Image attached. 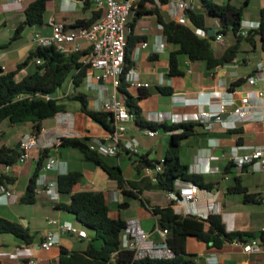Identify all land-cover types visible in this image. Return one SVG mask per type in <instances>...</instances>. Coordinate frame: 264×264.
<instances>
[{"label": "crops", "instance_id": "crops-1", "mask_svg": "<svg viewBox=\"0 0 264 264\" xmlns=\"http://www.w3.org/2000/svg\"><path fill=\"white\" fill-rule=\"evenodd\" d=\"M64 1L69 4L73 3V5L76 2L80 7L83 5L80 0H59L58 7L49 14L47 21L43 20V24L38 26L39 31L48 34V25L51 19L74 24L76 19L89 16L90 10H82L81 14L78 11L73 13L75 11L73 7L72 9L66 7L65 4L63 5ZM19 7L20 5L12 0H0V26H5L7 23L5 12L14 11ZM197 7L200 8L198 3ZM261 7H264V0H260ZM160 9L165 17L171 19L165 5H162ZM133 15L132 13V18ZM23 19L24 14L14 22L13 29ZM139 19H144V22L138 23L137 26L134 24L132 34L143 35L144 41L148 44L145 48H141L138 46L140 41L136 43L131 54L132 66L129 71L139 82L147 83L148 86L136 87L127 82L126 89L135 99L144 119L167 125L177 124V122L172 121V117L175 115L190 117L199 109H216L221 101L238 103L240 98L245 95H249L251 100V106L243 120H237L235 116L228 113L222 115L226 121H236L235 128L226 129L214 118L204 122L193 119L178 122L197 123L193 133L180 140L179 157L180 161L186 164L191 172L202 173L206 182H212L211 189L200 192L197 201L186 202L182 200V195L188 190L190 184L176 180L174 192L178 197L177 200L167 197L165 191L148 189L146 186H142V197L147 199L150 205H171L176 213L182 215L193 214L204 217L208 213H218L228 231L258 233L264 230V171L251 164L238 167L229 162V156L233 152L242 154L254 147L264 145V95L259 97L256 93L259 90H264V51L261 49L260 43L257 44V36H254L253 39L254 48L249 42L243 41L241 52L236 57L223 62L213 70H206L202 61H190L185 55H180L179 68L182 73L177 76H169V53L176 47L166 42L161 27L157 24L154 16L144 15ZM252 21L258 20L243 17L242 23L247 25ZM211 27L216 28V26ZM35 29L36 26H33L31 33ZM250 31L252 29H249ZM7 42L8 40L0 42V67H5L3 71L14 70L17 64L23 61L27 53L34 48L32 37H21L9 45ZM233 42L234 37L231 34L222 35L221 39L212 41V47L216 54L221 56ZM253 54L255 55L253 56ZM259 64L260 70L257 69ZM35 69V64L30 62L16 73L15 78L19 80L34 72ZM251 75L257 77L255 85L252 86L247 83V78ZM239 78H244V82L233 90H229V84ZM159 86L169 87L171 92L163 94L158 90ZM64 87L67 91L71 89L69 82L65 83ZM118 96L124 101L122 95L118 93ZM95 97L96 94L90 99V104L94 108L98 102V97ZM71 102L73 101L68 102V108L65 112H59L42 121L41 131L37 135V145L26 162L16 163L9 168L1 164L0 171L13 178V182L7 185V189L13 195L6 197L0 193V216L28 227L29 233L35 234V238L31 243H25L10 234H0V253L14 252L16 248H20L25 253L29 252L32 257L37 258L39 264H57L61 247L67 250H82L86 248L91 238L90 234L81 232L78 248H75L76 245L70 239L72 234L59 236V244L49 251H44L38 246L45 231L51 228L47 223L48 219L66 221L73 226H75L73 219L76 220L73 214L63 208V205L69 204L70 194L60 193L58 190H55L53 195L45 192L35 193L33 204L40 203L41 207L39 208L42 214L29 210L27 204L20 201L34 172L36 161L45 151L46 158L49 155H54L58 163L55 169L40 170L39 177L42 181L45 183L56 182L58 174L70 170H79L82 176L73 186L72 192L80 190L103 191L109 207L111 203L114 204L119 201L116 193L111 197L107 192L108 186L114 182L113 180H110L99 167L86 159L77 148L62 147L56 142L60 137L83 138L86 136L91 141L93 138L102 136L106 131L100 124L81 112L79 105ZM208 123H210V127H206ZM14 129L15 133L7 137L5 132ZM233 129H237L239 133H233ZM0 132L4 135L0 136V146L5 145L9 151L23 137L31 134L32 130L30 123L10 124L5 120L0 124ZM142 136L145 138L159 137V139L154 144L142 143L138 140V137ZM169 138L170 132L162 129L156 130L152 136L148 135L146 130L139 128L132 118L127 123V129L117 155L112 157L116 158L117 162H109L118 164L127 180L141 181V179L146 178H142L141 172L138 173L135 169V161L139 157L138 155L145 154L150 160H163ZM238 138H240L239 143L237 142ZM132 139L137 143L136 153H128L123 147L125 140ZM164 140L165 145H163L161 153H158L157 148L162 146L161 142ZM121 151L125 152V157L120 155ZM107 157L111 158L110 156ZM30 159L33 160V163H29ZM74 160L79 162L77 168H72ZM124 167L125 169L129 168L128 175L124 173ZM26 178L28 182L25 180L24 185L22 182L24 183ZM236 178L239 179L240 185L246 188L247 194H258L256 201H245L243 194L234 189ZM158 192H163L165 199L158 198ZM145 194L151 196L145 197ZM128 206L129 204H127ZM141 206L143 212L136 217L124 216L123 211L111 210V208L109 215L125 220L137 218L144 229L152 231L157 224L156 216L143 205ZM120 209L124 208L120 207ZM151 239L157 241L158 236L153 234ZM26 248H29V251L24 250ZM186 251L193 255L191 256L193 263L198 264H207L208 260L214 259L219 264H264V257L256 253L244 252L241 245L225 243L220 248H216L197 240L193 236H189L186 240ZM0 261L3 264H22L23 258L14 259L0 254Z\"/></svg>", "mask_w": 264, "mask_h": 264}, {"label": "trees", "instance_id": "trees-1", "mask_svg": "<svg viewBox=\"0 0 264 264\" xmlns=\"http://www.w3.org/2000/svg\"><path fill=\"white\" fill-rule=\"evenodd\" d=\"M49 0H32L24 8V19L20 21L7 45L20 39L22 32L27 26H41ZM83 2L81 9L90 10L88 17L78 18L70 27H85L94 22L102 11L93 7L92 0H80ZM166 4L167 0H160ZM200 8H187L186 15L188 24L165 17L155 0H138L134 2L133 20L128 23L129 32L126 37L125 59L120 76L117 91L123 96L129 113L135 124L144 130L156 131L162 129L170 132L165 156L161 161L150 160L147 155H138L135 169L141 172L144 166H154L161 163L162 171L157 174L156 182L147 179L141 181L127 180L118 164H112L98 152L90 149L89 137H60L59 146L77 148L83 156L99 167L106 176L113 180L117 190L129 197L140 200L141 205L156 216L157 224L166 228L168 233L165 242L173 252L169 259L150 258L148 256L134 258L131 250L120 247L121 233L126 225V220L109 215L110 207L105 199L103 191L80 190L72 192L73 186L80 180L82 173L79 170H70L60 173L56 177L57 190L60 193L70 194V202L63 208L73 214L75 219L90 228L93 234L86 248L67 250L60 248L57 264H192L193 259L186 251V240L189 236L210 245L220 248L225 243L239 241L246 244L252 239H257L264 244V230L255 232L228 231L218 213H208L206 216L193 214L182 215L176 213L171 205H150L147 199L142 197V186L162 191L174 190L176 180L196 185L200 189L209 190L212 182H206L202 173L191 172L189 167L180 161V140L191 135L197 123L181 122L167 125L144 119L135 99L128 93L125 74L132 66L131 54L138 41L143 42V35H133L134 22L144 15L155 17L157 24L161 26V32L167 43L176 48L169 53L168 75L177 76L182 72L179 68V56L185 55L190 61H202L206 70H213L223 62L233 59L241 52L243 41L250 43L254 48V36L260 39V47L264 51V7L259 9L256 29H252L246 36L239 34L244 17V6L250 0H244L243 4L237 5L232 0L217 3L214 0H195ZM212 18L216 28L207 24V19ZM193 27L200 28L207 33V37L198 36ZM213 31L210 33V31ZM217 34L234 37V42L219 56L212 47V41ZM85 51L64 53L56 50L54 46H34L26 55L25 59L17 64L14 70L3 71L0 68V124L8 121L10 124L30 123L32 133L38 135L41 131L42 121L59 112H65L69 101H76L81 112L93 121L100 124L106 131L113 128L112 114L101 109H95L90 104V98L78 88L84 83L88 72V65L81 59ZM39 60V63H36ZM30 62L35 64V71L21 79L15 78L16 73L26 67ZM244 78L231 82L229 90H233L244 82ZM69 82L71 89L66 90L65 83ZM62 91V95L54 97L53 93ZM158 90L163 94H169V87L159 86ZM140 97V96H139ZM233 133L239 131L233 129ZM240 142V138L237 139ZM5 145L0 146V164L11 166L17 162L19 149L13 148L8 151ZM46 151L36 161L26 187L25 194L20 198L23 203H34L36 179L44 165ZM13 182V178L0 171V187L7 188ZM235 190L243 194L245 201H256L258 194H247L246 188L240 185L236 178ZM125 203L122 202L121 204ZM120 204V205H121ZM0 234H10L25 243H31L35 234H30L28 227L21 223L0 216ZM0 264H3L0 261Z\"/></svg>", "mask_w": 264, "mask_h": 264}, {"label": "built area", "instance_id": "built-area-1", "mask_svg": "<svg viewBox=\"0 0 264 264\" xmlns=\"http://www.w3.org/2000/svg\"><path fill=\"white\" fill-rule=\"evenodd\" d=\"M12 1L20 4L24 0ZM189 1L190 0H167L166 4H162L160 0H155V3L158 7L165 5L171 19L187 23L186 10L190 7ZM92 2L93 7L101 10L102 13L99 18L90 25L72 28L63 21L51 19L49 21L51 28L50 33L42 34L33 32L32 42L34 46H54L56 50L64 53L86 52L81 59L82 63L87 64L89 67L84 81H86V86L88 88L98 91V102L95 109L100 108L103 111L110 112L113 119L112 130L105 131L102 136L93 138L90 141L89 147L103 156L114 157L120 149L124 133L127 129V123L133 118L125 102L118 96L117 87L120 83V76L125 59L127 35L124 31V27L127 16L133 13L135 6L134 0H92ZM258 25V21H252L247 25L242 23L239 34L246 36L249 33V29H256ZM159 27L161 26L159 25ZM127 31L129 32V27ZM193 31L198 36L207 37V33L200 28L193 27ZM221 37V34H217L215 39L219 40ZM147 44L146 41H143L140 42L138 46L145 48ZM39 62V60H36V63ZM0 68L5 70L3 66ZM260 68L261 66L259 64L257 69L260 70ZM256 80L257 77L251 75L247 78V83L252 86L255 85ZM125 81L136 87L148 86L147 83L139 82L130 74V71L125 74ZM256 93L261 97L264 95V90H259ZM250 106V96L245 95L240 98L238 103L234 101H221L216 109H199L190 117H178L175 115L172 117V121L178 123L183 120L193 119L204 122L214 118V120L218 121L224 128L231 129L236 127V121H226L222 115L228 113L235 116L237 120H243ZM206 127H210V123H208ZM146 133L152 136L155 134V131L146 130ZM56 142L59 143L60 140L57 139ZM36 145L37 135L31 133L23 137L21 139L16 163L26 162L30 158L31 152ZM136 146L137 143L134 139L125 140L123 143V147L128 153H136ZM229 162L238 167L251 164L264 171V145L254 147L242 154L233 152L229 156ZM57 163V158L54 155H49L42 169H55ZM11 166H6V168ZM161 171L162 165L158 163L154 166H144L141 175L142 178H146L154 183L156 182L157 174ZM189 184L188 190L182 195L183 201H197L198 194L207 191L191 183ZM55 190H57V183L55 181L45 183L39 176L37 177L36 187L34 189L35 193L45 192L53 195ZM0 193L6 197L13 195V193L5 187H0ZM165 193L167 197L171 199H178L174 190L165 191ZM47 223L51 228L45 231L42 240L39 242L40 248L44 251H49L57 246L59 244V236L61 235H80V231L69 222L60 221L58 219H48ZM167 233V229L161 228L158 224L153 227L152 231H148L142 227L139 219H128L121 233L120 247L133 251L135 259L145 256L157 259H169L173 257V252L165 242ZM153 234L158 236L157 241L151 239ZM232 243L241 245L242 250L246 253H256L264 257V244H261L257 239H252L246 244L239 241H234ZM24 250L29 251V248ZM0 254L7 255L14 259L23 258L22 264H39L37 258L32 257L29 252L25 253L20 248H16L14 252L6 251ZM207 264H219V262L214 259L208 260Z\"/></svg>", "mask_w": 264, "mask_h": 264}, {"label": "rangeland", "instance_id": "rangeland-1", "mask_svg": "<svg viewBox=\"0 0 264 264\" xmlns=\"http://www.w3.org/2000/svg\"><path fill=\"white\" fill-rule=\"evenodd\" d=\"M32 0H24L22 3H20V7L19 9H16V10H10V11H7L5 12V16H6V20H7V23L5 24V26H0V42H6L8 40V38L13 34V28H14V22H16L18 20L19 17H22L23 16V8ZM215 2L217 3H223L225 2L226 0H214ZM244 0H232V3L234 4H237V5H240V4H243ZM75 4L73 5V3H67V1H64L63 2V5L65 4L66 7H73V9L75 11H73V13L75 12H82V9L80 6H78V4L76 2H74ZM190 3V7L191 8H198L197 7V2L195 0H190L189 1ZM58 4H59V0H49L47 2V10L45 11V14H44V18L43 20L46 22L47 21V18L49 16V14L51 12L54 11V9H56L58 7ZM73 5V6H72ZM259 8H260V0H250L249 1V4L247 6H244V17L246 19H251V18H254L256 20H258V16H259ZM133 20L131 14H129L126 18V23H125V27H124V31L126 33V35L128 34V31H127V28L129 27L128 23L131 22ZM144 22V19H137L134 24L135 26H137L138 23H142ZM207 24L208 25H211V26H216L213 19L212 18H209L207 19ZM33 27V26H32ZM30 26H27L23 32H22V37H32L33 36V32L31 33V28ZM35 27V26H34ZM49 27V33L51 31V28H50V25H48ZM34 32H39V33H42L44 34L43 32L39 31V28L38 26H36V29ZM15 42V41H14ZM260 41H259V37L257 36V44L259 45ZM250 46V45H249ZM255 54H253L254 56ZM79 91H82V92H85L88 97L91 99L92 96H94L96 94V97H98V91L97 90H93V89H90L86 86V81H84V83L78 88ZM71 103H74L76 105H79L78 102L76 101H73ZM3 128V127H2ZM12 132V133H11ZM15 133V129L14 130H9L7 132H5L6 136H10V134H14ZM3 134L0 132V136H2ZM4 136V135H3ZM159 139V137H154V138H145V137H138V140L142 143H148V144H154L157 140ZM162 146H160L159 148H157L158 150V153L160 152L161 153V150L163 149V145H165V140L161 142ZM120 155H122L123 157H125V152L124 151H121L120 152ZM107 161H113V162H117V159L116 158H109L107 156H104ZM29 163H33V160L30 159L29 160ZM79 162H77L76 160L73 161L72 163V168H77ZM0 167H1V164H0ZM129 169V168H128ZM128 169H125L124 167V173L126 175L129 174V170ZM25 174V173H23ZM23 180V178H22ZM25 180H27L28 182V179H24V183L22 182V184L25 185ZM26 182V184H27ZM115 191V192H114ZM21 192V190H20ZM109 195L112 197L114 195V193H116L117 197L119 198V201L112 204L111 203V210H120V211H123V215L124 216H139V213H142L143 212V208L141 206V203H140V200L139 199H136V198H132V197H129V196H126L122 193H120L118 190L116 192V185L114 182H111L110 185L108 186V191ZM159 196L158 198H160L161 200L165 199L164 197V194L163 192H158ZM20 194V193H19ZM145 197H150L151 195H148V194H145L144 195ZM125 200V202L127 204H129L128 207H125L124 209H120V204L121 202ZM27 206H28V209L29 210H32L33 212L37 213V214H42L41 211H40V203L37 204V205H34L33 203H26ZM24 224V222H23ZM73 224L75 225V227L81 232H85L87 234H90L92 236L93 234V231L86 227V226H83L82 224H80L77 220H74L73 219ZM81 235V234H80ZM71 241L72 243H74L76 246L75 248H78L79 246V235H73L71 238ZM193 264H198V263H193Z\"/></svg>", "mask_w": 264, "mask_h": 264}, {"label": "water", "instance_id": "water-1", "mask_svg": "<svg viewBox=\"0 0 264 264\" xmlns=\"http://www.w3.org/2000/svg\"><path fill=\"white\" fill-rule=\"evenodd\" d=\"M213 31H210V33H212ZM60 95H62V91H60V90H58V91H56V92H54L53 93V96L54 97H57V96H60ZM20 143H21V140L16 144V146L14 147L15 149H18L19 147H20ZM10 151H12V149H10L9 150V152ZM121 208H125V207H127V203H123V204H121V206H120ZM39 246V245H38Z\"/></svg>", "mask_w": 264, "mask_h": 264}]
</instances>
